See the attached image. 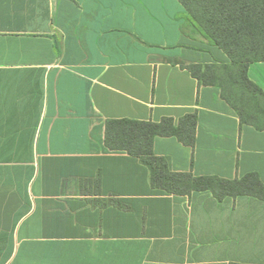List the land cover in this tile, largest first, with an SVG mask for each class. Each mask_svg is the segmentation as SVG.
Listing matches in <instances>:
<instances>
[{"label": "crops", "instance_id": "0c3cea01", "mask_svg": "<svg viewBox=\"0 0 264 264\" xmlns=\"http://www.w3.org/2000/svg\"><path fill=\"white\" fill-rule=\"evenodd\" d=\"M229 63L178 0H0V264H264V201L152 189L104 144L106 121L194 114L193 147L153 154L264 185V131L185 68ZM248 77L264 93V62Z\"/></svg>", "mask_w": 264, "mask_h": 264}, {"label": "trees", "instance_id": "16d2710c", "mask_svg": "<svg viewBox=\"0 0 264 264\" xmlns=\"http://www.w3.org/2000/svg\"><path fill=\"white\" fill-rule=\"evenodd\" d=\"M193 25L230 60L221 65L185 68L204 86L217 87L221 98L236 112L241 124L264 131V93L248 77L250 64L264 62V0H178ZM196 116L186 115L175 126L168 118L158 123L109 120L104 144L112 151L135 157L149 171L152 189L189 196L209 191L216 199L247 196L264 201V185L255 173L240 179L193 177L172 173L162 157L153 154L155 137H175L185 146L195 143ZM99 185V182H97Z\"/></svg>", "mask_w": 264, "mask_h": 264}]
</instances>
